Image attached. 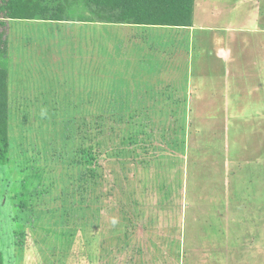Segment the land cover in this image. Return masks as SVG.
<instances>
[{
  "label": "rangeland",
  "instance_id": "1",
  "mask_svg": "<svg viewBox=\"0 0 264 264\" xmlns=\"http://www.w3.org/2000/svg\"><path fill=\"white\" fill-rule=\"evenodd\" d=\"M194 11L195 24L205 20L202 24L220 28L222 33L232 30L235 47L231 45V66L222 71L217 83L207 86L205 93L212 99L203 100V114L198 105L188 116V177L182 181L181 196L175 195L178 165L166 158H162V169H154L137 159L101 156L96 165L97 183L85 171L83 183L81 170L61 159L62 111L65 106L68 111L82 106L80 100L87 91H63L61 82L88 85L87 93L93 99L98 95L108 100L107 93H112L115 101L124 100L129 93L123 91V86L127 91L126 86L132 85L122 78L120 61L105 59L108 54L118 57L116 41L123 39L120 30L86 27L78 33L74 25L73 31L66 32L78 33L73 39L83 51L73 55L71 49L65 52L61 47V26L34 24L30 33L20 23L3 29L13 54L8 68L11 161L0 169V250L5 264H125L121 237H130L127 249L150 245H146V228L136 226L131 218L124 221L122 216L127 213L122 211L129 208L137 214L138 205L153 209L154 200L162 212H168L169 202L177 205L182 200L186 211L177 264H264V0H195ZM20 31L19 38L28 33L41 43L21 48L23 53L17 39ZM93 39L95 45L101 44L96 56L103 61L90 59ZM109 71L117 74L115 79L106 77ZM195 96L193 103L201 104ZM104 118L103 126L112 127V118ZM118 128L97 139L110 145V139L120 134ZM89 145L86 142L84 147ZM22 175H29L24 182L30 194L18 199ZM160 185L170 191L166 205L161 203L165 196L160 189L152 190ZM162 212L155 216L156 222L160 214L158 219L166 218ZM149 234L164 237L166 231ZM171 251L170 257L179 245H172Z\"/></svg>",
  "mask_w": 264,
  "mask_h": 264
},
{
  "label": "crops",
  "instance_id": "2",
  "mask_svg": "<svg viewBox=\"0 0 264 264\" xmlns=\"http://www.w3.org/2000/svg\"><path fill=\"white\" fill-rule=\"evenodd\" d=\"M195 19L196 15L193 7L192 22L191 26L188 27L113 26L97 23L90 24L88 27L90 29L91 27H105L109 28L112 32L119 33L120 30L122 33L123 39L122 41L119 40L121 44L118 40L116 41V43L119 44L117 47V51H119L118 57L114 59V56H112L113 54H108L105 59L112 63L113 60L118 59L117 61H120L118 70L122 78L127 80L126 84L132 85L130 86L131 88L126 86L127 91L123 86V91L129 92L126 94L125 98L129 101V109L132 113L140 117L144 115L156 117L175 116L180 117L176 121L182 120L179 124L183 125V135H180L181 137L178 139L179 142L177 141L178 143H176V145H169L156 140L151 143H145L143 147L145 150L142 149L143 151L141 150L134 158H123L128 159L130 162L132 159H137L144 166H152L154 169H162L165 165H163L162 158H166L165 160H169L178 165L176 168L177 172H180V175L177 178L175 187L177 192H175V195L178 194L179 196L183 194L182 181L188 177V172L186 171L189 161L188 158H186V136L189 134L187 130L190 126L188 116L192 115L198 105L202 109V113L200 114H203V100L205 99L209 102V100L212 99V97L210 98L209 92L205 93L207 91V86H210L213 81L217 83V80L221 79L223 75L222 71L231 66L234 57V55L231 54L232 51H230L231 45L232 48L235 47L233 43L235 42V37L231 38L230 36L233 32L232 30H228L227 34H225V32L222 33L220 28L211 26V24H202L205 20L195 24ZM100 41L101 40L98 39L97 43ZM95 43L96 40L93 39L90 43V48L94 46ZM100 45L99 43L92 48L94 53L102 49ZM93 55L94 61H103L100 56H96L97 53ZM233 72L235 73V70H233ZM211 73L214 74L213 79L210 77ZM109 75L114 79L117 76V74L112 75L110 71L108 74L106 73V77H109ZM196 93L198 98L195 99H200L201 104H199V101L197 104H194L192 101ZM223 105L227 110V104L223 103ZM172 119L170 118L169 123L156 122L151 129L150 127L145 129L148 132H152L154 135L165 130L171 131L177 126L174 121H171ZM155 148H157V150H155ZM146 149H149L150 152H147ZM167 157L170 159H167ZM162 186L165 185L157 186L152 190L156 192L157 189H160V194L162 193V195L165 196L162 202H160L162 205H166V202H168L166 196H168L170 191L166 190L165 187L161 188ZM145 201L147 200L144 199V202ZM151 203L153 206L155 204L156 207L153 209L152 207L146 209L145 207H139V205L136 206V210H138L137 214L130 213L131 209L129 208L123 209L122 211L127 213V215L122 216V219H125L124 221L128 222L132 220L135 221L136 226L138 225L139 227L140 225L146 228L144 229L145 234H148L146 236L149 237V242L146 245H150L148 248L132 246L131 249H127V245L131 239L128 235L127 239H125L124 236L121 237V243L124 244L123 248H125V250L123 249L122 251V259L125 264H177V258L179 259V254L182 250L183 220L186 214V211L182 209V200L177 205L173 202H169L166 206L169 210L168 212L164 210L165 213L157 208V200ZM172 206L175 208L173 209ZM133 211H135V209H132V212ZM160 212H162L166 218H164L163 221L158 219L160 214L157 217V220L160 221L156 222L155 216ZM168 217L169 219L173 217L177 220L175 222H167L166 220H168ZM129 218L131 219L129 220ZM152 219L155 221H152ZM148 223L150 225H148ZM152 224V228L156 229L155 231H151L152 228H147ZM138 227L135 230L137 232ZM159 231H166V236H152V234H149L159 233ZM123 234H125L124 229H122V235ZM115 241L117 242L119 240L115 238ZM132 242V244H138L137 240H132ZM167 244L169 248L166 247ZM170 245L171 249L172 245H179V251H174L171 256L172 258L170 257L172 253ZM164 248L169 251V254L166 253ZM146 253H148V257Z\"/></svg>",
  "mask_w": 264,
  "mask_h": 264
},
{
  "label": "trees",
  "instance_id": "3",
  "mask_svg": "<svg viewBox=\"0 0 264 264\" xmlns=\"http://www.w3.org/2000/svg\"><path fill=\"white\" fill-rule=\"evenodd\" d=\"M193 7L194 0H0V29H2L0 31V169L7 167L11 161L9 134L11 131L10 122L13 118L9 104L10 84L8 77V68L13 64V54L10 50L11 41L8 40V32L7 30L4 32V28H9L11 24L20 23L21 26L27 27L30 33L33 32L36 25L42 27L44 25L61 26V47L64 46L65 52L71 49L70 53L74 55L83 51L74 39L76 36L79 37L78 33L89 27L90 24L188 27L191 26ZM76 24L78 25L76 29L78 33L70 35L69 32H66L68 29L73 31ZM35 32L36 35H39L37 29ZM20 33L21 31L17 39L22 42L19 49L23 53L24 50L21 48L30 49V44L41 43L36 37H30L28 33L25 38L24 33L19 38ZM32 45L31 47L34 48ZM39 49L42 50L43 48L40 47ZM93 51H90L92 61L93 54L98 53V51L95 53ZM87 86L78 85L75 87V85L61 82V90L63 91L79 89L88 91ZM87 91L85 95L81 94L84 99L80 100V103L83 102L82 106L76 105L79 108L72 111H68L65 106L66 110H63L61 114V147H63L61 159H68L70 165H75L81 170L83 183H85L86 176L96 180L98 176L96 172L97 159L101 156L104 158H134L142 149L145 150L143 148L145 143L158 140L169 145H176L179 142L178 139L183 133V125L179 124L182 120H176L180 117H156L152 115L140 117L131 112L129 101L126 98L115 101L112 93H107L109 95L107 96L108 100L98 95L93 99L89 97ZM77 95L80 94L77 93ZM62 103L64 102L62 101ZM83 106L85 108H82ZM76 113L79 114L78 117L75 116ZM105 116L112 118V127L103 126ZM170 118H173L171 121L177 125L172 129L173 132L172 130H165L154 135L145 129L149 127L151 129L156 122L169 123ZM116 126H119L120 134L116 136L115 140L110 139L112 142L110 145L103 139V142L97 139L100 138V135L103 138L106 133H113ZM93 130L96 134L93 133ZM77 141H80V145L77 144ZM86 142H90V145L84 147ZM73 145L76 146L73 148ZM146 151L150 152L149 149ZM84 171L86 176H83ZM20 177L23 182L21 183L22 193L16 194L18 199L22 194L24 197L30 194L25 187L29 175ZM36 178L39 176L36 175ZM89 210L90 212L93 210L90 204ZM0 264H5L1 250Z\"/></svg>",
  "mask_w": 264,
  "mask_h": 264
}]
</instances>
